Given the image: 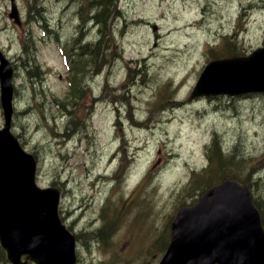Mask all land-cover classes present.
<instances>
[{"label":"rangeland","instance_id":"374dc122","mask_svg":"<svg viewBox=\"0 0 264 264\" xmlns=\"http://www.w3.org/2000/svg\"><path fill=\"white\" fill-rule=\"evenodd\" d=\"M98 2L15 0L17 26L10 0H0V50L14 68L11 129L37 160V185L62 192L77 264H159L177 209L204 182L247 183L264 212V94L189 101L210 59L264 45V0H118L105 25L92 19ZM101 38L107 63L79 74L74 93L60 47ZM25 49L38 72L24 67ZM2 113L0 104V128Z\"/></svg>","mask_w":264,"mask_h":264},{"label":"water","instance_id":"95a60500","mask_svg":"<svg viewBox=\"0 0 264 264\" xmlns=\"http://www.w3.org/2000/svg\"><path fill=\"white\" fill-rule=\"evenodd\" d=\"M10 18L18 23L12 2ZM13 69L0 52V245L12 264H75V239L58 215L60 193L36 185V161L10 131ZM264 93V48L246 57L210 62L191 94L236 96ZM159 264H264V231L249 189L224 181L172 223V239Z\"/></svg>","mask_w":264,"mask_h":264},{"label":"trees","instance_id":"16d2710c","mask_svg":"<svg viewBox=\"0 0 264 264\" xmlns=\"http://www.w3.org/2000/svg\"><path fill=\"white\" fill-rule=\"evenodd\" d=\"M110 1L111 0H104V1L103 0H100V8H99L97 14L92 17V19H94L98 24L105 25L107 23V20H108L109 16L111 15V12H110L111 11L110 10L111 9L110 8L111 2ZM103 3H104V5H103ZM98 4H99V2H98ZM100 40L103 41L102 38L99 39L98 43L96 45H94V46H91V44H88L89 46H81V47H80L79 43L75 40V43L71 47L70 50H66V49L63 50V54L66 56V59H67L68 64L70 66L71 74L73 75V79L72 80L74 82V87H75L74 93L76 92V88L78 86V84H76L74 80H76V78L79 76V74H81V73L84 74L85 71H86V69L89 66H92V65L95 66L97 64L98 65H102V64L107 63L106 56L104 54V52L106 51L104 49V45L105 44H104V42H101ZM74 48L77 49L76 51L79 50L81 52V56H79V53L76 55V57L79 56L78 59L75 57V54H73L72 52H70V51H73ZM228 50L229 51L226 52L227 55H224V56H228V55L231 56V55H238L239 54V53L237 54L236 52L233 53L231 49H228ZM76 51H75V53H76ZM31 52H32L31 50L29 51V50L25 49L26 57L28 56V60L25 61L24 67L26 68V70H28V73L29 74L32 73V70L33 69L35 71H37V72L39 70L38 67L36 66V61L34 60V53H31ZM82 55L87 56V60L86 61H82L81 60ZM80 86H81V84H80ZM74 96H76V95L74 94ZM217 154H216V156H217V162H218L217 163V166L214 167L215 168L214 171L212 170V173L209 175L210 177L209 176H206L208 178H212L213 180L215 179V177H217L214 173H217V172L221 171L222 166H223V162H222L223 159H222V156H221L222 154H221L220 148H218ZM206 186H208V184L206 182H204L202 184V188L201 189L203 190ZM208 187H206V188H208ZM255 204L262 211L263 221H264V212L261 209L260 204L258 203L257 200L255 201ZM98 233L101 236L103 235L102 234V231H99Z\"/></svg>","mask_w":264,"mask_h":264},{"label":"bare ground","instance_id":"6f19581e","mask_svg":"<svg viewBox=\"0 0 264 264\" xmlns=\"http://www.w3.org/2000/svg\"><path fill=\"white\" fill-rule=\"evenodd\" d=\"M98 1H99V3H100V0H98ZM103 1H104V0H103ZM117 1H118V0H111L110 2H111L112 4H115V3H117ZM114 6H115V5H114ZM114 8H116V6H115ZM96 14H97V13H96ZM133 127L137 128V129H140V128H142L143 126H142V125H133ZM115 139H116V138H112L113 141H115ZM114 155H115V154H114ZM114 155H113V157H114ZM101 186H102V185L99 184L98 189H100Z\"/></svg>","mask_w":264,"mask_h":264}]
</instances>
